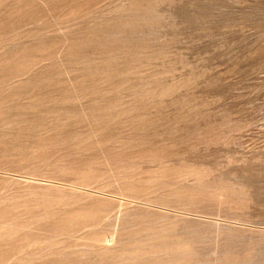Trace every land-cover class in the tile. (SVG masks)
I'll return each instance as SVG.
<instances>
[{
  "label": "rangeland",
  "instance_id": "374dc122",
  "mask_svg": "<svg viewBox=\"0 0 264 264\" xmlns=\"http://www.w3.org/2000/svg\"><path fill=\"white\" fill-rule=\"evenodd\" d=\"M0 264H264V0H0Z\"/></svg>",
  "mask_w": 264,
  "mask_h": 264
}]
</instances>
